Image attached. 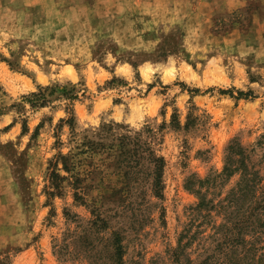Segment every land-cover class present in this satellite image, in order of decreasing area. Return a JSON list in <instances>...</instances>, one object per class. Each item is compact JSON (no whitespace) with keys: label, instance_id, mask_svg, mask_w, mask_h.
Segmentation results:
<instances>
[{"label":"rangeland","instance_id":"1","mask_svg":"<svg viewBox=\"0 0 264 264\" xmlns=\"http://www.w3.org/2000/svg\"><path fill=\"white\" fill-rule=\"evenodd\" d=\"M234 143L264 197V0H0V264H258Z\"/></svg>","mask_w":264,"mask_h":264},{"label":"trees","instance_id":"2","mask_svg":"<svg viewBox=\"0 0 264 264\" xmlns=\"http://www.w3.org/2000/svg\"><path fill=\"white\" fill-rule=\"evenodd\" d=\"M48 91H50L49 88L46 90L40 89L38 93L24 98V101H26L25 103L30 104L33 108L45 107L48 103ZM249 95L250 93H240L241 97L247 98ZM156 163L159 164L157 167L158 172L162 171V160L156 161ZM255 167L256 165L252 163L248 150L242 147V145L234 143L228 148L227 163L223 174L227 177L240 174V180L235 188L236 190L233 189V193L230 198L226 199L227 204L223 213L225 216V223L222 224L221 227L225 230L224 234L229 236V239L225 240L226 243L228 244L229 242H232L233 245L230 244L229 246L233 248L250 245V242L245 240L243 237H253L257 234L260 237V235L263 234L262 232H264V220L261 217H264V197H260L259 195L262 178L259 169L256 170ZM215 182L216 181L212 182L209 179L204 181L197 180L195 185L188 188L200 199L197 206L198 210H212V207L210 208L211 202L207 200V194L208 190L216 184ZM204 187H206L207 190L205 189V191H203ZM237 231L241 232L243 237L240 236V234L236 235ZM112 247L113 264H124L122 240H120L119 237L116 236L114 238ZM187 262H191L189 258H187ZM257 263L263 264L264 258H259Z\"/></svg>","mask_w":264,"mask_h":264}]
</instances>
